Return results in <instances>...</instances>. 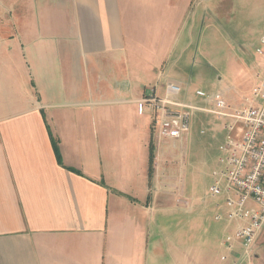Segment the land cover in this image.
<instances>
[{
	"label": "crops",
	"instance_id": "crops-1",
	"mask_svg": "<svg viewBox=\"0 0 264 264\" xmlns=\"http://www.w3.org/2000/svg\"><path fill=\"white\" fill-rule=\"evenodd\" d=\"M225 1L0 0V264H209L195 244L225 246L195 232L223 200L172 182L179 141L138 107L198 77L193 31ZM221 259L242 264L239 243Z\"/></svg>",
	"mask_w": 264,
	"mask_h": 264
},
{
	"label": "rangeland",
	"instance_id": "rangeland-1",
	"mask_svg": "<svg viewBox=\"0 0 264 264\" xmlns=\"http://www.w3.org/2000/svg\"><path fill=\"white\" fill-rule=\"evenodd\" d=\"M240 2L242 4L238 5ZM253 2L255 3L252 4ZM260 2L225 1L219 12L211 17H204L206 22L211 20L217 26L206 27L202 40L199 39L203 24L195 26L194 38L191 46L187 48V53L197 56L198 61L195 64L201 67V73L198 77L192 75L189 79L187 77L180 80L182 93L179 97L197 108L192 111L191 134L186 140L177 142V160L166 157L168 160H164V163L176 162L172 182L192 190L196 201L214 200L210 195L209 186L220 168V146L229 136L239 137V131L243 129L239 124L229 133L224 125L225 120L210 111L214 107L213 103L208 98L198 96L196 91L202 90L208 96L222 91L229 104L236 107L245 103L247 97H252V89L260 81V73L264 70L263 56L256 51L260 45V37L264 34V11ZM221 199L224 200L223 195ZM213 217L215 222L199 219V224L195 225L196 234H201L206 229H216L219 237L225 236L227 231L225 232L223 226L219 227L222 221ZM260 234L256 241L255 258L250 262L242 259V264H264V228ZM196 243L202 244L203 240L197 239ZM195 248L196 261L204 258L209 264L228 262L221 259L223 254L228 253L223 245L211 246L209 240L208 247L195 244ZM203 249H206L205 253H202Z\"/></svg>",
	"mask_w": 264,
	"mask_h": 264
},
{
	"label": "built area",
	"instance_id": "built-area-1",
	"mask_svg": "<svg viewBox=\"0 0 264 264\" xmlns=\"http://www.w3.org/2000/svg\"><path fill=\"white\" fill-rule=\"evenodd\" d=\"M259 43L256 51L264 57V35ZM260 76L252 97L238 107L230 105L222 91L210 96L196 91L213 103L210 111L225 120L229 133L239 124L243 126L239 137L229 136L220 146V168L209 192L213 198L224 196L215 219L234 224L223 244L233 252L239 243L242 259L248 262L254 257L257 238L264 228V70ZM181 93L182 83L166 80L163 85L148 87L138 100L139 112H150L151 134L156 142L181 141L190 132L192 111L197 106L180 98Z\"/></svg>",
	"mask_w": 264,
	"mask_h": 264
},
{
	"label": "trees",
	"instance_id": "trees-1",
	"mask_svg": "<svg viewBox=\"0 0 264 264\" xmlns=\"http://www.w3.org/2000/svg\"><path fill=\"white\" fill-rule=\"evenodd\" d=\"M152 158H153V156H152Z\"/></svg>",
	"mask_w": 264,
	"mask_h": 264
}]
</instances>
